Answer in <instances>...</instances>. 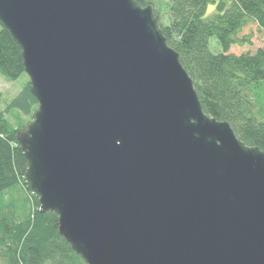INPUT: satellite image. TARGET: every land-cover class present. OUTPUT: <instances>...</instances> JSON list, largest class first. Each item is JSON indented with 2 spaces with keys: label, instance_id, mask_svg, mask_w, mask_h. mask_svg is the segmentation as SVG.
Returning <instances> with one entry per match:
<instances>
[{
  "label": "water",
  "instance_id": "obj_1",
  "mask_svg": "<svg viewBox=\"0 0 264 264\" xmlns=\"http://www.w3.org/2000/svg\"><path fill=\"white\" fill-rule=\"evenodd\" d=\"M39 211L86 264H264V150L208 115L150 4L0 0Z\"/></svg>",
  "mask_w": 264,
  "mask_h": 264
},
{
  "label": "trees",
  "instance_id": "obj_2",
  "mask_svg": "<svg viewBox=\"0 0 264 264\" xmlns=\"http://www.w3.org/2000/svg\"><path fill=\"white\" fill-rule=\"evenodd\" d=\"M150 4L167 43L193 80L203 110L227 120L248 145L264 150V48L234 53L248 23L264 30V0H136ZM214 10L207 13L208 5ZM216 37L221 51L210 49ZM24 71L21 49L0 23V76ZM29 79L12 97L0 92V264H86L58 232V216L40 212L38 196L24 178L27 160L16 132L33 117L37 100Z\"/></svg>",
  "mask_w": 264,
  "mask_h": 264
},
{
  "label": "rangeland",
  "instance_id": "obj_3",
  "mask_svg": "<svg viewBox=\"0 0 264 264\" xmlns=\"http://www.w3.org/2000/svg\"><path fill=\"white\" fill-rule=\"evenodd\" d=\"M156 3H161V0H155ZM214 10V4L210 3L207 8V13ZM239 38H247L248 41L243 44H234L231 46L230 51L234 53H241L243 51H254L255 49L262 47L264 48V30L259 28L256 23H248L244 26L240 32L237 34ZM216 37H211L210 49L213 52L221 51V47L217 45L216 47ZM27 80V74L23 72L18 78L8 81L0 76V92L3 97L8 100L14 94L18 92L22 84ZM0 103V108H2Z\"/></svg>",
  "mask_w": 264,
  "mask_h": 264
}]
</instances>
